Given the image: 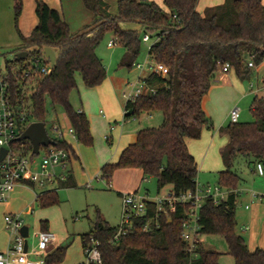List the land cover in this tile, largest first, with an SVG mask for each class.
<instances>
[{
    "label": "trees",
    "instance_id": "16d2710c",
    "mask_svg": "<svg viewBox=\"0 0 264 264\" xmlns=\"http://www.w3.org/2000/svg\"><path fill=\"white\" fill-rule=\"evenodd\" d=\"M15 1L21 45L14 49V59L5 65L14 102L18 107L23 103L30 107L31 122L46 123L49 106L55 113L63 111L78 143L86 147L94 145L90 121L83 111L74 109L70 100L78 88L76 76L81 77L88 89L99 87L107 79V70L96 54L107 34L124 47L119 68L128 71L139 58L143 37L149 35L154 40L148 55L156 64L165 66L168 74L151 73L143 79L144 93L125 103L124 121L156 112L162 114L163 121L158 127L140 130L136 142L121 153L117 163L102 167L101 176L110 187L116 171L139 169L144 177L155 178L158 193L167 186L172 187L170 194L174 196L194 193L199 169L187 141H198L204 130L214 129L203 101L225 65L241 81L250 80L252 69L264 65L263 0H224L203 13L197 10L200 0H163L162 6L149 0H119L116 15L109 13L106 0H81L92 14V22L75 34L59 11L38 0L35 9L38 24L29 36L19 31L22 0ZM123 23H139L142 31H126L121 27ZM46 48L56 54V63L48 76L30 81L32 93L23 100L13 70L24 68L35 59L48 63ZM21 52L28 53L25 60L16 59ZM18 78L22 80L21 76ZM251 113L254 122L229 123L221 128L228 144L221 151L224 170L219 173L218 185L228 195L220 204L207 198L198 218V236L222 238L235 264H264V250L251 252L247 241L237 233V191L241 177L234 168L238 158L245 159L253 171L257 164L264 166L263 98H254ZM26 144L31 150L32 144ZM57 147L70 154V163L77 159L65 140L59 141ZM76 187L71 172L60 181V188ZM36 201L41 208L59 204L56 190L39 194ZM189 209V204L177 203L159 213L156 205H149L146 216L135 218L133 227L118 240L115 239L118 227H111L98 214L91 231L81 236L84 254L93 240L98 244L103 264H220L222 254L208 250L201 240L189 252L182 238ZM48 227L47 221L41 222L42 231H49ZM67 250L68 247L62 246L52 250L46 256V264H62Z\"/></svg>",
    "mask_w": 264,
    "mask_h": 264
},
{
    "label": "rangeland",
    "instance_id": "374dc122",
    "mask_svg": "<svg viewBox=\"0 0 264 264\" xmlns=\"http://www.w3.org/2000/svg\"><path fill=\"white\" fill-rule=\"evenodd\" d=\"M117 4V1L110 0L108 2L109 9L116 13ZM15 6V0H0V72L2 73H5L6 61L14 59L13 51L15 48L13 46L18 40ZM27 18L30 21V16L27 15ZM121 27L126 31H142V26L139 23H123ZM111 42L116 43V45L109 47ZM153 42L154 40L150 43H142L139 58L133 69L128 71L119 68L125 54L124 47L116 42L111 34H107L96 49L97 56L102 60L107 70V79L99 87L88 89L85 87L81 77L77 76L78 88L71 95V104L75 110L89 111L88 113L91 115L92 122L97 129V136L101 138L106 146L110 145L103 140L106 130L104 131L102 127L108 126L109 117H115L117 122L123 120L126 103V99L123 96L124 93L130 92L132 85L140 86L139 81L148 77L151 73L150 66L155 65L153 59L148 55L149 47ZM10 44L13 46H8ZM137 64L143 66V69H138L136 67ZM222 75L224 74H219L213 81L210 92L206 96L207 99L205 98L207 100L205 103L207 111L212 112L215 117L213 118L214 129L212 132L217 135V149H213L206 159L204 158L205 156H201L197 160L199 169L197 182L200 190L206 186L219 187V172L223 169L219 146L223 143V138L218 133L219 127L216 128L215 124L220 125L219 121H224L225 118H222L223 112H231L234 108H238L240 110L239 122L252 123L254 122V117L251 113L252 102L255 97H264V65L260 68H253L250 80L246 81H241L233 70L227 74L225 80L221 79ZM106 103L109 108L105 106ZM101 110H104L108 118H104L100 114ZM131 120L125 121L124 128L126 130L131 127L135 128V126L138 129L158 127L163 121V116L160 112L143 113L140 115L138 123L134 124ZM112 123L115 122L112 120ZM229 123L230 120L225 126ZM54 125H60L66 133L67 129L65 128L68 127V119L63 111L59 110L55 113L49 106L46 117V129L48 135L52 138H55ZM108 133L110 134V129H108ZM80 145L82 150H86V158L89 162L87 165L85 161H82L83 164L81 162V166L80 163L75 165L74 161L76 162V159L71 160L75 170H77L78 177L81 178L76 188H60L57 183L44 187L39 185L35 187L18 185L9 201L5 204H0V250H2L4 245L6 246L10 239V234L6 231L4 225V217L9 214L22 215L25 225L30 229L29 243L31 251L36 250V245L34 244L35 232L41 229L42 221H48L49 231L56 235L58 244L62 247H68L66 258L62 264L86 262L81 236L91 231L98 214L111 227L120 225L123 198L118 194L114 186L109 188L105 180L102 179V166L97 168L99 171L98 176L93 175L90 178L87 176V172H83L85 174L82 173V168L89 172L96 168V164L92 157L94 145L93 147ZM71 163L69 162L67 170L57 168V175L67 176L71 172ZM125 170L129 169L118 171L126 172ZM234 171L241 177V183L238 188L240 196L236 211L237 233L248 241L250 231H246L245 228L247 226L250 228L251 214L254 207L259 205L264 207V204L258 198H253L252 196L253 194L264 195V176H259L253 169L249 168L248 162L243 158H238ZM127 177V173H121L118 183L123 185L132 183L131 178ZM139 188V195L145 196L148 190L150 198L154 199L168 195L172 187L167 186L159 194L155 178L147 177L145 181H141ZM51 190H56L59 204L49 208H41L36 201V196ZM223 192L227 193L226 190H223ZM247 205L250 210H246ZM262 232L261 244H251L252 251L261 249L259 247L262 246L264 248V230ZM201 240L208 250L222 254L220 264H235L234 259L227 254V244L222 238L218 236H203Z\"/></svg>",
    "mask_w": 264,
    "mask_h": 264
},
{
    "label": "built area",
    "instance_id": "2783aa9c",
    "mask_svg": "<svg viewBox=\"0 0 264 264\" xmlns=\"http://www.w3.org/2000/svg\"><path fill=\"white\" fill-rule=\"evenodd\" d=\"M150 41L149 35L143 37L144 43H149ZM115 45L116 43H109V47H114ZM46 61L48 63L35 59L29 65L24 66V68L19 67L13 70V75L19 85L23 100L29 98L32 93L30 89L31 80L41 76H48L52 72L53 65L47 58ZM136 67L140 70L143 69L140 64H137ZM249 67L253 68V64L250 63ZM150 69L151 73H157L162 76L168 74V69L165 66L156 63L154 66H150ZM230 71L231 67L225 65L221 73L227 74ZM20 76L22 80L18 78ZM139 84L140 86L132 85L131 91L124 93L123 96L126 102L134 100L144 93L145 83L143 79L139 81ZM30 112L31 109L26 103H23L21 107L15 104L9 74L0 72V204H5L9 201L18 185L24 187L39 185L44 187L56 183L57 180L63 181L66 178V176H58L56 169L67 170L70 160L68 152L57 146H41L38 155H35L33 146L31 150L27 147L26 142L29 141L18 140L30 124L34 123L29 120ZM229 120L232 124L239 122L240 110L238 108L231 110ZM53 131L55 138L48 136L56 144L65 140V132L60 125H54ZM68 134L76 139L72 128L68 130ZM107 139L109 137H106ZM3 151H6L4 157ZM255 172L263 177L264 166L257 164ZM227 195L228 192L224 193L220 187L206 186L200 190L198 185L194 193L189 192L181 196L168 194L164 197L151 199L148 196L144 197L137 193L126 194L123 196L122 219L115 239L118 240L120 236L129 232L133 227L135 218L146 216L149 205H156L158 212L161 213L164 212L166 206L173 207L177 203L189 204V217L184 225L182 238L188 244L189 252L192 253L197 241L201 240L198 236L200 230L198 218L204 201L207 198H212L215 204H220L226 200ZM252 196L264 203V195L253 194ZM248 208L246 206V209ZM4 225L6 231L10 234V239L6 249L0 252V264H46V256L50 246L57 240L55 234L50 231H39L37 233V248L34 251H29L28 247H26L27 239L21 234V230L25 226L22 215H6L4 217ZM145 230H148V228ZM30 255H36L38 257L37 260H30ZM85 256L86 262L80 264H103L98 244L93 240L85 251Z\"/></svg>",
    "mask_w": 264,
    "mask_h": 264
},
{
    "label": "crops",
    "instance_id": "0c3cea01",
    "mask_svg": "<svg viewBox=\"0 0 264 264\" xmlns=\"http://www.w3.org/2000/svg\"><path fill=\"white\" fill-rule=\"evenodd\" d=\"M38 0H22V14L19 18V22H18V28L19 31L22 33V35L24 36H29L32 31L34 30V28L37 26L38 24V18L36 16L35 13V9H36V3ZM44 3H46L50 8L59 11L64 20L67 22V24L70 26V29L72 31V33H80L83 31V29L90 25L92 22V14L90 12H88L81 0H42ZM110 0H106V3L108 4ZM113 1H119V0H113ZM152 1L160 6H162L163 4V0H149ZM224 3V0H200L197 6V10L200 13H203L207 8H211V7H215L218 5H221ZM263 4H264V0H263ZM109 8V5H108ZM109 13H111L112 15H116L115 12H112L110 9L108 10ZM27 15L30 16V21H28ZM78 30V31H77ZM151 42V41H150ZM149 42V43H150ZM21 45V40L20 37L18 35V40L17 42L13 45H8V46H13V48H18ZM228 74V73H227ZM227 74L222 75L221 79H226ZM79 76V75H78ZM77 79V76H76ZM207 99V97H205ZM264 99V97H262ZM206 99H204L203 101V107L204 110L206 112V114L208 115V117H210L212 120L214 117L212 112H208L206 107H205V103H206ZM106 107L109 108V105L106 103L105 104ZM231 110V109H230ZM78 111H83V110H78ZM86 116L88 117L89 121H90V125H91V132H92V136L94 138V147L92 148V157L93 160L96 164V168L92 171H87L86 169L82 168V173L83 172H87L88 173V177L92 178L93 175L98 176V169L100 168V166H104L106 164H114L117 163V161L119 160V157L121 155V153L131 144L136 142L137 139V133L142 130L141 128L138 129L136 128L137 126L128 128L127 130L124 128L125 125V121L124 118L121 122H117V119L115 117H109L106 116L104 110L100 111V114L104 117V118H108L109 120L111 119V121H107V125L105 127H102V129L105 131L104 135H103V140H106V137H109L110 140L107 141L108 144L110 146H106L104 144V142L101 140L100 137L97 136V129L94 126V123L92 122V117L91 115H89V111L85 112L83 111ZM229 112L230 111H224L223 112V119L224 121H219L220 125H216V128L219 127V134L222 136L223 138V143L219 146V150H220V158H221V151L222 149L228 144V138L225 134L221 133L220 130L222 127H224L228 122H229ZM112 120L115 123H112ZM132 123L136 124L139 122V119L133 118ZM107 127V128H106ZM63 128V127H62ZM71 128L70 123L68 121V127L65 128L67 129V132L65 133V142H67V144H69L74 152L75 155L77 156L76 162L74 161L75 165L76 163H80V165L82 166L83 162L85 161L88 165V160L86 158L87 153L85 152L86 150H82L81 149V145L78 143L77 139L73 138L71 135L68 134V130ZM108 129H110V134L108 135ZM145 129V128H143ZM216 139H217V135L213 134L212 131H208V130H204L202 133V137L200 140L198 141H194V140H188L187 141V145H188V149L190 151V153L194 156V158L196 159V162L198 160V158H200L201 156H205L204 158L206 159V157L208 156V154L213 150V149H217V145H216ZM78 160V161H77ZM82 162V164H81ZM198 164V163H197ZM77 167V166H76ZM101 167V169H102ZM224 170V167L221 171ZM126 172H120V171H116L114 174V177L111 181V185L109 188H113V186L116 188L118 194L123 198L124 195L126 194H131V193H137L139 194V186L141 181H145L146 177H144L142 170L139 169H129V170H125ZM220 171V172H221ZM219 172V173H220ZM255 172V171H254ZM83 173V174H85ZM121 173H127L128 177L127 178H131L132 183L123 185L118 183V178H121ZM256 173V172H255ZM71 174L73 175V178L75 180L76 185L78 183H80L81 178L78 177V173L77 170H75L73 163H71ZM60 181L61 180H57L56 183L59 185L60 187ZM139 181V182H138ZM55 184V183H54ZM31 187H35V186H31ZM52 191V190H51ZM172 188L169 192V194L171 193ZM158 192V191H157ZM238 192V196H240V192ZM160 194V193H159ZM38 196V195H37ZM36 196V197H37ZM144 196V195H143ZM145 196L150 197V193L147 190V193ZM144 196V197H145ZM263 203V202H262ZM264 204V203H263ZM248 206V205H247ZM249 207V206H248ZM246 210H250V207ZM48 222V221H47ZM247 230L250 231V236L249 239L247 241L249 250L251 252H254L251 250V244H261V240L263 238V228H264V207L263 206H255L254 210L251 214V221H250V228L247 226L246 227ZM50 229V227H48V230ZM246 230V231H247ZM39 231H42L41 229H39L37 232H35L34 234V240H35V245L37 248V233ZM30 238V236H29ZM29 238L27 239L28 242V250L31 251V247H30V243H29ZM202 241V240H201ZM82 242V241H81ZM8 243V242H7ZM7 243L6 246L4 245L2 247L1 251H4L7 247ZM257 246V245H256ZM61 247V245L58 244V238L56 240V242L54 244H52L50 246V249L48 251V254L58 248ZM262 250H264L263 246L259 247ZM34 251V250H33ZM37 256L36 255H30L29 259L32 261L37 260Z\"/></svg>",
    "mask_w": 264,
    "mask_h": 264
},
{
    "label": "water",
    "instance_id": "95a60500",
    "mask_svg": "<svg viewBox=\"0 0 264 264\" xmlns=\"http://www.w3.org/2000/svg\"><path fill=\"white\" fill-rule=\"evenodd\" d=\"M45 57L51 62L52 65L56 63V54L50 48L44 50ZM28 57L27 52H21L16 56L17 60H25ZM19 141L27 140L33 146V153L38 155L40 147L57 146L56 142L50 139L48 136L44 122H34L26 129V131L19 137ZM6 155V151H3V157ZM21 234L24 238L28 239L30 236V229L28 226H24L21 230ZM26 247L28 242L26 241Z\"/></svg>",
    "mask_w": 264,
    "mask_h": 264
}]
</instances>
